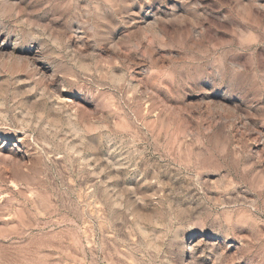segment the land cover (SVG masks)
<instances>
[{
	"label": "rangeland",
	"instance_id": "rangeland-1",
	"mask_svg": "<svg viewBox=\"0 0 264 264\" xmlns=\"http://www.w3.org/2000/svg\"><path fill=\"white\" fill-rule=\"evenodd\" d=\"M0 264H264V0H0Z\"/></svg>",
	"mask_w": 264,
	"mask_h": 264
}]
</instances>
